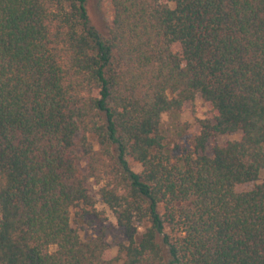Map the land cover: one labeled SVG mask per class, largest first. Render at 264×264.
I'll return each instance as SVG.
<instances>
[{
    "label": "trees",
    "instance_id": "1",
    "mask_svg": "<svg viewBox=\"0 0 264 264\" xmlns=\"http://www.w3.org/2000/svg\"><path fill=\"white\" fill-rule=\"evenodd\" d=\"M108 1L0 0V264H264V0Z\"/></svg>",
    "mask_w": 264,
    "mask_h": 264
},
{
    "label": "rangeland",
    "instance_id": "2",
    "mask_svg": "<svg viewBox=\"0 0 264 264\" xmlns=\"http://www.w3.org/2000/svg\"><path fill=\"white\" fill-rule=\"evenodd\" d=\"M160 2H166V0H159ZM87 12L90 17L91 23L102 33H105L106 27L111 22V9L109 7L108 0H87ZM209 110V105L204 103L199 97L195 99L193 103H189L184 106L182 112L178 115H165L162 119V127L166 135V140L171 148V156L174 161L181 156L185 155L190 150V142L198 130L197 119H202L205 113ZM240 133H233L224 135L215 140V144L222 145L229 140L240 139ZM258 185L264 188V173L257 181ZM255 184L248 183L239 185L235 188L237 192H243L250 190ZM99 210L105 212V225L107 226L106 238L109 244L107 257L114 258L117 253L115 246L116 240H120L119 232L116 228L115 219L111 211L103 206L98 205ZM78 230L82 238H85L92 230L87 227H80L78 225L73 226Z\"/></svg>",
    "mask_w": 264,
    "mask_h": 264
}]
</instances>
